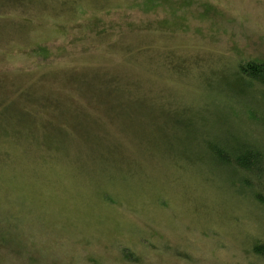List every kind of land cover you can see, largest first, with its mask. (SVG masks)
<instances>
[{
  "label": "rangeland",
  "instance_id": "rangeland-1",
  "mask_svg": "<svg viewBox=\"0 0 264 264\" xmlns=\"http://www.w3.org/2000/svg\"><path fill=\"white\" fill-rule=\"evenodd\" d=\"M249 62L264 0H0V264H264Z\"/></svg>",
  "mask_w": 264,
  "mask_h": 264
},
{
  "label": "trees",
  "instance_id": "trees-1",
  "mask_svg": "<svg viewBox=\"0 0 264 264\" xmlns=\"http://www.w3.org/2000/svg\"><path fill=\"white\" fill-rule=\"evenodd\" d=\"M242 72L248 77H259V81L264 84V62H249L241 68ZM261 77V78H260ZM252 111L249 115L256 120L262 121L264 124V114L256 115L257 113ZM228 113H224V116ZM261 122V123H262ZM239 127V126H238ZM240 130V129H239ZM235 144L227 145L220 154L217 152L213 153L214 149L210 148V152L206 156L212 161L215 167L222 168L228 167L233 168L243 178V185L248 186L252 198L258 204L264 206V149L263 144L249 140L248 138H239ZM224 145V144H223ZM262 145V146H261ZM262 147V148H261ZM230 165V166H229ZM249 248V254L254 255L258 260L264 262V244L257 241Z\"/></svg>",
  "mask_w": 264,
  "mask_h": 264
}]
</instances>
